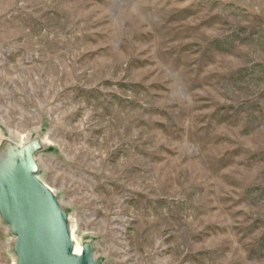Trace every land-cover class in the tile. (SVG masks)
Masks as SVG:
<instances>
[{
	"label": "rangeland",
	"instance_id": "rangeland-1",
	"mask_svg": "<svg viewBox=\"0 0 264 264\" xmlns=\"http://www.w3.org/2000/svg\"><path fill=\"white\" fill-rule=\"evenodd\" d=\"M7 130L99 264H264V0H0Z\"/></svg>",
	"mask_w": 264,
	"mask_h": 264
},
{
	"label": "water",
	"instance_id": "water-1",
	"mask_svg": "<svg viewBox=\"0 0 264 264\" xmlns=\"http://www.w3.org/2000/svg\"><path fill=\"white\" fill-rule=\"evenodd\" d=\"M38 140L13 146L0 162V218L14 237L15 264H99L92 247L74 252L54 193L37 177Z\"/></svg>",
	"mask_w": 264,
	"mask_h": 264
},
{
	"label": "bare ground",
	"instance_id": "bare-ground-1",
	"mask_svg": "<svg viewBox=\"0 0 264 264\" xmlns=\"http://www.w3.org/2000/svg\"><path fill=\"white\" fill-rule=\"evenodd\" d=\"M8 131V130H7ZM9 135H11L12 137L16 138L18 140L17 143H12L11 141H8V140H3L2 143H1V146H0V162L2 161L4 155L8 152V150H11V148L13 146L15 147H21V145H24V144H27L29 142H32L34 139H30V137L28 138V136H15L14 134H11L9 131H8ZM38 146H39V149L38 151L36 152L35 154V160H36V156L39 152L40 149H43L45 148L46 146H49V143L46 141H39L38 140ZM37 163V162H36ZM42 182V181H41ZM43 183V182H42ZM44 184V183H43ZM45 185V184H44ZM46 186V185H45ZM50 189V188H49ZM51 190V189H50ZM52 191V190H51ZM53 192V191H52ZM71 240H72V244H73V248H74V252L76 253H79L82 246L84 244H82L78 239H76L71 231ZM93 258L95 259V256L93 255ZM12 264H15V257L12 261Z\"/></svg>",
	"mask_w": 264,
	"mask_h": 264
}]
</instances>
